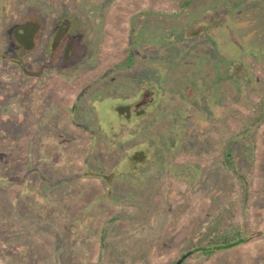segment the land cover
Returning <instances> with one entry per match:
<instances>
[{"label": "rangeland", "instance_id": "rangeland-1", "mask_svg": "<svg viewBox=\"0 0 264 264\" xmlns=\"http://www.w3.org/2000/svg\"><path fill=\"white\" fill-rule=\"evenodd\" d=\"M181 258L264 264V0H0V264Z\"/></svg>", "mask_w": 264, "mask_h": 264}, {"label": "flooded vegetation", "instance_id": "flooded-vegetation-1", "mask_svg": "<svg viewBox=\"0 0 264 264\" xmlns=\"http://www.w3.org/2000/svg\"><path fill=\"white\" fill-rule=\"evenodd\" d=\"M30 25V24H29ZM24 25L22 26V33H19L18 36L22 37V41L24 43H28L30 45H33V38L35 37V34L38 33V30L41 28L40 22L37 24V22L31 26ZM68 24L67 23H61L59 24L53 33L51 32V36L49 38L52 39V48L54 50H57L60 47V42L62 41V38L68 33ZM67 32V33H66ZM74 39H69L68 42H66V47L64 49V55L68 56L70 50H72L74 45ZM135 113V112H134Z\"/></svg>", "mask_w": 264, "mask_h": 264}, {"label": "trees", "instance_id": "trees-1", "mask_svg": "<svg viewBox=\"0 0 264 264\" xmlns=\"http://www.w3.org/2000/svg\"><path fill=\"white\" fill-rule=\"evenodd\" d=\"M23 32V31H22ZM18 35V34H17ZM19 37V36H18ZM255 236V234H252L250 236H248V240L250 238H253ZM247 240V239H246ZM244 240H238V241H234V242H228V241H223V242H217L216 244L214 245H210L208 247H200V248H197L195 251H203L204 253H210L212 252L213 250H216V249H221V248H231V247H234L236 245H239L240 243H242Z\"/></svg>", "mask_w": 264, "mask_h": 264}, {"label": "water", "instance_id": "water-1", "mask_svg": "<svg viewBox=\"0 0 264 264\" xmlns=\"http://www.w3.org/2000/svg\"><path fill=\"white\" fill-rule=\"evenodd\" d=\"M182 262V258L176 262V264H180Z\"/></svg>", "mask_w": 264, "mask_h": 264}]
</instances>
